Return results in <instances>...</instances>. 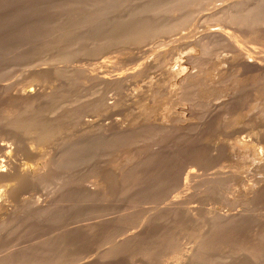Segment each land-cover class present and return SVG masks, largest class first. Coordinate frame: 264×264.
<instances>
[{"label":"rangeland","instance_id":"1","mask_svg":"<svg viewBox=\"0 0 264 264\" xmlns=\"http://www.w3.org/2000/svg\"><path fill=\"white\" fill-rule=\"evenodd\" d=\"M4 142L0 264H264V0H0Z\"/></svg>","mask_w":264,"mask_h":264},{"label":"bare ground","instance_id":"2","mask_svg":"<svg viewBox=\"0 0 264 264\" xmlns=\"http://www.w3.org/2000/svg\"><path fill=\"white\" fill-rule=\"evenodd\" d=\"M215 31V30H214ZM219 32V31H218ZM187 74V73H186ZM181 76V75H180ZM188 77H189V75H188ZM182 78V77H181ZM181 78H180V80H181ZM184 78V77H183ZM187 78V77H186ZM185 78V79H186ZM192 78V77H191ZM187 81H189L188 79H186ZM185 80V81H186ZM179 82V81H178ZM190 82V81H189ZM194 82V81H193ZM181 83H182V81H181ZM183 83H185L184 85L186 86L187 84H186V82H184V80H183ZM183 83L181 84V86L183 87L184 85H183ZM179 84V83H178ZM179 86V85H178ZM186 87H188V86H186ZM185 87V88H186ZM38 89V88H37ZM184 90V89H183ZM23 95L21 96V97H23V98H26L28 101L29 100H33L34 101V99L36 98V95H37V91H36V89L32 86V87H29V88H25V89H23ZM39 95V94H38ZM38 98V97H37ZM25 99V100H26ZM251 99V98H250ZM44 128V127H43ZM45 129V128H44ZM47 129V128H46ZM45 129V130H46ZM49 130V129H48ZM242 130H243V128H242ZM237 139H238V137H237ZM236 140V139H235ZM238 143V145L241 147H245V146H247V144H248V142H247V140H245V138H241L240 140H238L237 141ZM10 143V142H9ZM0 148H1V150L2 149H5V148H7L6 147V144H5V142L4 143H0ZM236 145V144H235ZM14 147V146H13ZM232 147V146H231ZM235 147V146H234ZM248 147V146H247ZM33 148V147H32ZM246 148V147H245ZM244 148H242V150H243ZM247 149V148H246ZM15 150V149H14ZM241 150V149H240ZM245 150V149H244ZM3 154V157H2V155L0 156V157H2V163L5 161V163H3V164H1L2 166L3 165H5V164H7V166H4V167H2L1 165H0V176L4 179V178H7V177H9V176H11V175H13L14 173H15V165L13 164H11L12 163V161H10L11 163V165L8 163V159H10V153H9V150H6L5 152L3 151L2 152ZM233 154V153H232ZM34 155V154H33ZM36 156H37V154H36ZM9 157V158H8ZM14 161V160H13ZM17 163V162H16ZM20 166V165H19ZM17 167V166H16ZM26 169V168H25ZM30 169V168H29ZM22 170V169H21ZM20 170V171H21ZM30 172V171H29ZM25 173H27V171L25 170ZM24 173V174H25ZM188 173H191V175H192V173H193V170H191L190 172L188 171ZM19 174V173H18ZM21 174V173H20ZM19 174V175H20ZM22 175H23V172H22ZM27 175V174H26ZM190 175V174H189ZM21 176V175H20ZM25 176V175H24ZM3 187V186H2ZM5 189V188H4ZM8 193V192H7ZM6 194V193H5Z\"/></svg>","mask_w":264,"mask_h":264}]
</instances>
